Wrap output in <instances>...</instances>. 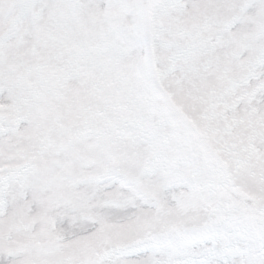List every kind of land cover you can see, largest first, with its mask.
Masks as SVG:
<instances>
[{"label": "snow or ice", "instance_id": "1", "mask_svg": "<svg viewBox=\"0 0 264 264\" xmlns=\"http://www.w3.org/2000/svg\"><path fill=\"white\" fill-rule=\"evenodd\" d=\"M0 264H264V0H0Z\"/></svg>", "mask_w": 264, "mask_h": 264}]
</instances>
